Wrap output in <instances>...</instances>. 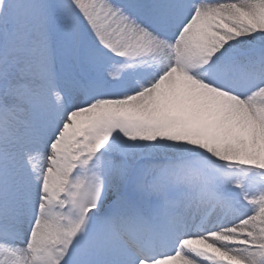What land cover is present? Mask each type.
Listing matches in <instances>:
<instances>
[{
    "label": "rangeland",
    "instance_id": "1",
    "mask_svg": "<svg viewBox=\"0 0 264 264\" xmlns=\"http://www.w3.org/2000/svg\"><path fill=\"white\" fill-rule=\"evenodd\" d=\"M191 3L196 2L7 0L0 3V193L8 185L4 181V168L10 160L6 158L12 157V151L31 153L38 150L45 135L35 136L34 132L38 125L45 123V117L51 118L54 114L51 110L54 103L61 100V104L68 103L67 107L73 104L69 103L73 100L71 96L79 93L70 86L73 81L90 85L89 89H81L88 112L81 116L75 132H68L61 138V147L77 142L79 158L91 169L94 153L101 147L140 157L154 150L164 152L181 145L180 153L170 156L169 165L153 171V176H160L164 192L167 193L172 185L183 192L190 187H200L198 199L207 207L222 206L220 199L233 203L237 197H242L250 206L251 231L264 233V111L257 116L239 118L231 104L238 99V88L234 86L219 96L218 85H205L198 78L185 74L181 78L185 87L188 84L187 89L180 88L175 94L162 89L153 104H142L140 100L138 92L144 85H150L163 72L182 64L180 57L187 51L183 41L178 39L180 33L172 29V25L178 10H187ZM244 19L264 26V6L253 14L243 13L239 17L236 14L227 23L232 32L216 40L227 55L237 54L232 62L234 66L239 62L238 47L246 46L249 53L255 52L254 58L248 59V65L253 67L263 58L264 48L257 46L255 51L256 48L244 44L243 38H251L248 29L244 31L238 27V21ZM186 23L184 21L181 27ZM38 49L52 52L55 64L61 65L66 79L43 80L31 72ZM244 58L247 59V55ZM228 76L238 83V76L243 81L244 73L238 75V71H231ZM196 81L214 96L202 97L204 90L191 84ZM114 86L126 91L113 93ZM78 107L74 105L68 112L71 114ZM17 125L30 129L33 135L27 134L19 140L12 138L7 131H14ZM61 128L62 125L55 127L52 142L60 139ZM210 151L218 158L220 155L221 161L214 164L203 161V156ZM187 156L194 157L192 161L198 163L199 173L188 172ZM90 169L70 190L74 202L80 197L89 200L84 208L86 212L98 208L93 203L94 198L99 203L106 195L113 197L101 184L94 182ZM131 174H135L136 184L146 187L149 182L145 171L133 166L125 175L123 193L130 189ZM136 184L131 187L134 194H137ZM19 203V198L11 203L7 200L9 207ZM62 206L66 207L67 202ZM251 215L259 225L255 226ZM112 220L109 218L103 223L109 222L111 226ZM4 221L6 218L2 215L0 228ZM87 224L75 228L82 229L89 246L81 248L85 238L75 240L76 244L70 242L66 264L76 262L72 254H80L84 249L92 259L102 263L110 257L106 253H115L110 230L101 224L103 229L92 233ZM242 261L243 264H256L247 258Z\"/></svg>",
    "mask_w": 264,
    "mask_h": 264
},
{
    "label": "bare ground",
    "instance_id": "2",
    "mask_svg": "<svg viewBox=\"0 0 264 264\" xmlns=\"http://www.w3.org/2000/svg\"><path fill=\"white\" fill-rule=\"evenodd\" d=\"M195 2L187 10H178L172 25V29L180 33L178 39L183 41V48L187 51L179 60L185 65L178 64L175 69L157 76L150 85H144L138 92L141 103H155L162 89L173 94L180 88L187 89L188 84L185 87L181 78L185 74L198 78L202 84L218 85L219 96L234 86L238 88V99L231 104L239 118L261 114L264 111V56L258 65L249 66L248 59H253L256 53H249L246 46L238 47L239 62L234 66L232 62L237 54L227 55L216 39L232 32L227 23L236 14L239 17L243 13L260 12L264 0ZM184 21L187 23L182 28ZM238 27L251 33V38H243L245 45L264 48V26L261 23L244 19L238 21ZM35 56L31 72L36 76L43 80L66 79L65 71L61 65L55 64L51 51L38 49ZM231 71H238V75L244 73L243 81L241 76H238V83L233 81L228 76ZM70 83L79 93L71 96V107H67L68 103L61 104V100L51 106L54 114L51 118L45 117V123L38 125L37 132H34L35 136L38 133L45 135L38 150L31 153L12 151V157L6 158L10 162L4 168V181L8 185L0 193V217L4 215L6 218L0 228V264H66L70 242L76 244L75 240L85 238L81 248L88 245L89 240L82 229L75 228L77 225L86 227L87 223L92 233L98 228L103 229L102 225L110 230L115 253H106L110 257L102 263L92 259L84 249L80 254H72L73 261H76L73 264H243L242 258L264 264V233L251 231L250 206L242 197H237L233 203L220 199L222 206L207 207L198 199L200 187H190L183 192L172 185L165 193L160 176L152 175L153 171L169 165L170 156L180 153L181 145L164 151L168 154L154 150L140 157L101 147L94 153L91 169L79 158L77 142L61 147V138L68 132H75L81 116L88 112L81 89H89L90 85ZM201 83L191 84L204 90L202 97L214 96ZM111 91L119 94L126 89L114 86ZM74 105L79 109H73L70 114L68 111ZM1 121L0 116V125ZM59 125H62L58 134L60 139L52 142L55 127ZM13 130L7 133L16 140L27 134L33 135L30 129L20 125ZM193 159L192 156L186 158L190 161L188 172L199 173L201 169ZM221 159L220 155L218 158L210 151L202 160L214 164ZM133 166L143 169L150 177L149 182L146 187L145 184H136V176L131 174L130 189L123 193L125 175ZM89 169L94 182L101 184L113 197L106 195L99 203L94 198L93 203L98 208L86 212L84 208L89 200L80 197L74 202L70 190ZM134 184L136 195L131 191ZM15 198L21 203L9 207L7 200L11 203ZM64 202H67L66 207L62 206ZM109 218L113 219L111 226L109 222L103 223ZM251 220L255 226L260 224L254 215Z\"/></svg>",
    "mask_w": 264,
    "mask_h": 264
},
{
    "label": "water",
    "instance_id": "3",
    "mask_svg": "<svg viewBox=\"0 0 264 264\" xmlns=\"http://www.w3.org/2000/svg\"><path fill=\"white\" fill-rule=\"evenodd\" d=\"M5 1H7V0H0V3H3V2H5Z\"/></svg>",
    "mask_w": 264,
    "mask_h": 264
}]
</instances>
